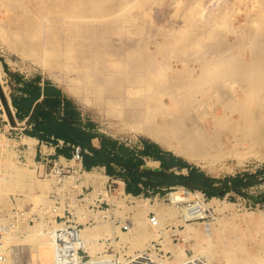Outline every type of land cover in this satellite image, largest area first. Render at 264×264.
I'll return each instance as SVG.
<instances>
[{"label": "bare ground", "instance_id": "1", "mask_svg": "<svg viewBox=\"0 0 264 264\" xmlns=\"http://www.w3.org/2000/svg\"><path fill=\"white\" fill-rule=\"evenodd\" d=\"M146 1L44 0L38 13L33 14L29 5H26L23 0H0V17H2L0 19V34L8 48L17 51L18 54L26 58H33L36 62L55 68L57 70L55 74L65 78L68 87L92 106L116 117L123 126L141 127L153 134L162 144L174 149L179 155L214 159L221 155L220 147L223 144L221 137L224 134L244 138L256 131H261L260 125L264 121V52L261 49V42L264 44V27L259 26L258 29L255 26L257 30L255 29L254 38L249 45H245V40L241 39H237L238 42H233L237 45V50L245 49L246 46L249 48L248 50L252 51L253 60L250 58L249 63L241 62L244 59L237 54V56L228 58L223 57L210 65L201 63L199 64L200 68L188 67L184 63H186L187 55L192 51V48L199 45L201 47L204 38L216 41V32L219 30L216 32L213 31L214 29L210 30L212 25L208 23L205 32L199 33L197 29L198 33L193 32V25H196L195 17L192 20L194 24L191 25V31L186 28V24L169 27L170 29L165 32L155 30L154 33L161 37L162 41L156 43V47L152 44L157 39L154 42L148 39L155 48L150 49L147 45L149 43L148 34L151 32L148 29L149 26L147 27L145 23V25L141 23L134 25V19L130 15V11L139 5L140 7L145 6L144 16H146V5H149V3L146 4ZM220 1L222 4L218 10L210 11L211 7H204L203 15L200 18L209 20L214 16L220 17L223 13L219 10L226 0ZM211 5L214 6L215 3ZM19 8L28 12L27 19L18 14ZM181 10L180 18L184 17L185 11L187 13L193 11L194 14L196 7ZM193 14H191L192 16L188 15L185 19L188 22L191 21V18L195 16ZM225 18L226 21H230V24L234 21L231 17L229 20L227 17ZM221 19L219 18V22L224 20ZM196 23L198 24V21ZM215 23L217 25L218 20ZM218 26H221V23ZM232 27L234 26H231V29ZM229 31L231 32V30ZM222 34L224 35V33ZM153 38L154 36H152ZM225 41L223 39L224 43ZM217 42L219 43V41ZM220 42L222 41L220 40ZM223 46L226 45L223 44ZM212 47L210 48L216 49L217 46ZM158 57L162 59H158ZM171 57L178 58L182 67H173L170 62ZM215 57L213 56V58ZM198 71L200 74L197 73ZM183 75L187 77H183ZM229 75L235 77H233V81L235 80L234 83L238 85L237 90H228L230 93L225 91L227 85L229 87L230 84L231 88L233 84H227ZM2 76L3 72L0 67V85L3 82ZM261 93L263 94L261 95ZM216 105L219 106V109H215ZM209 107H213V110H210ZM261 132L264 133V131ZM30 149L32 150V146ZM62 161L65 159L62 158ZM23 171L24 166L18 167L15 170L17 177L13 178L4 173L0 178V189L4 184L9 183L11 191L16 192V189L20 187ZM26 172L24 176L30 173L26 174ZM52 175L56 178L55 190L57 191L65 190L63 183L66 179L71 177L76 180L81 176L72 174L61 179L54 173ZM85 175L88 179L80 184H75L74 188L80 190L84 184L88 183L97 189V193L101 192L106 195L103 188L100 189L106 180L104 175L88 173ZM199 197H202L200 193L190 192L184 187H179L176 192L168 194L174 210H157V225L153 226L155 234L149 231L147 226L149 211L156 210L148 199L138 201L132 208V224L128 227V232H123L115 227L114 231L109 232V226L101 223H97L91 228L90 226L82 228L79 235L85 240L86 249L92 255V260L84 264H99L97 262L106 257L99 256L97 258L95 255L96 251L92 244L97 237H105L110 233L114 242L119 243L116 240V237H119L120 241L128 242L132 250L141 248L144 251L147 246L144 243L150 242L153 235L157 236L155 241L166 239L168 233L165 231L164 224L166 221L172 220L177 213L180 215L179 221L186 226L190 225L188 222L192 219L208 216L207 205L199 201ZM65 199L62 197V200ZM120 201L119 204L124 205L123 199ZM217 201L216 198L212 199V202ZM190 202H194L195 206H192ZM55 208L58 210L57 207ZM67 208H70L69 205ZM76 208L71 210H75L74 213L78 214ZM55 210L51 212L52 225L47 224L45 229L41 224L28 225V228L24 227L25 236L22 242L17 239L18 237L8 236L4 244L13 246L11 251L14 253L15 250L17 251L14 248L20 245L28 246L30 248L28 255L33 261L52 264L55 256L54 239L58 236L56 233L60 229L65 230L63 223L54 220L55 215L61 212L57 213ZM109 211L110 209L90 212L91 214L87 215L93 217L95 222L104 218L111 220ZM6 215L11 216V213L6 212ZM84 217L83 214H80V221H83ZM113 222L115 225H121V223ZM168 242L170 243L171 239L168 238ZM179 252H181L180 256L187 255L185 249H180ZM196 256L203 259L206 264V258L201 255Z\"/></svg>", "mask_w": 264, "mask_h": 264}, {"label": "rangeland", "instance_id": "2", "mask_svg": "<svg viewBox=\"0 0 264 264\" xmlns=\"http://www.w3.org/2000/svg\"><path fill=\"white\" fill-rule=\"evenodd\" d=\"M23 1L26 5H29L28 7L30 8V11L32 10L33 14L38 13L39 7H41L44 3V0H23ZM147 3H149V5ZM212 3H215V5L214 6L211 5ZM146 4L149 6L147 8L146 5V9H147L146 16H144L145 6L140 7L139 5L138 7H134L130 11V15L134 19V25L141 23L143 25L146 24L147 27L149 26L148 29L151 30V32L148 34L147 40L148 39L151 41L153 40L152 42H154V40L157 39L155 40L156 42H154V44L151 43L153 46L156 45V43H161L162 41V38L159 37L156 33H154L155 30L165 32L166 30H169L173 26L175 27V26H180L181 24L182 25L186 24V28L191 31L192 30L191 25L194 24L192 20H194L195 17L196 20L194 22L197 26L193 25V29L199 30V33L205 32L208 23L209 25H212L210 26V28H212L210 30L214 29L213 31L215 32L216 30L217 31L219 30L218 32H216L217 34L216 41L210 38H204L202 39L203 44L204 43L206 44L209 43V44L203 45L201 43V47L199 45L192 48V51L190 52L191 54L189 53L187 55V58L188 57L189 58L187 59L185 57L187 61L184 64H186V66L188 67L200 68L199 64L201 63L203 64L207 63V65L208 64L210 65L213 64V62L214 63L216 61L218 62L223 57L228 58L229 56H234V55L237 56V54H239L240 58L244 59V60L241 59L243 61L241 60L239 61L243 63H247V62L249 63L250 58L253 57L252 55L253 53H251L252 51L248 50L249 48H247L246 46L245 49L243 48L237 50L238 47L234 43L236 41L238 42L241 39V40H245L246 43L245 45H249L250 41L254 38L256 27H258V29L259 26L264 27V8H263L264 0H249V1L226 0V2L221 6V9L219 10L223 14H221L220 17L214 16L209 20H204L200 18V16L203 15L204 7L206 8L211 7L210 11L218 10L219 9L218 7L222 4L220 0H170V1L154 0L152 2L147 0ZM191 7L194 8L196 7L194 14L192 13L193 11L191 13L189 11L188 13L190 14H188L187 11H185L184 17H181L184 19H181L180 18L181 14H179L182 11L181 9L184 10V9H189ZM17 12L19 15L24 16L26 19L29 17L28 12L23 10L22 8H19ZM187 14L195 15L191 18V21H189L190 23L185 19L188 16ZM224 14L226 15L224 16ZM221 16H223L224 18ZM225 17L228 18L227 20H229V18L231 17V19L233 18L232 20L234 21H232L230 24V21L229 22L226 21ZM219 18H222L224 20L221 19L222 22H219ZM0 19H2V17H0ZM217 20L218 23L216 25L215 22H217ZM197 21L198 24L196 23ZM219 23H221V26H218ZM231 26L234 27H232L231 29ZM194 30L192 31L198 33L197 30L196 31ZM229 30H231V32ZM222 33H224V35ZM235 34L238 35L236 36ZM152 36H154L153 39ZM238 36H240L241 38ZM223 39L224 41L226 40L225 43L223 42ZM220 40L222 42H220ZM217 41H219L220 44ZM150 42L147 44L148 48L155 49L150 44ZM223 44L226 46H223ZM261 44H262L261 49L264 52V44L262 42ZM212 46L215 47L217 46V47L216 49H212L213 48ZM211 52L214 55H212ZM215 54L217 55L216 57ZM200 56L202 57L201 59ZM213 56L215 58H213ZM158 59H162V58L158 57ZM170 62L173 67L176 66L175 68L182 67V63L181 61H179L178 58L176 59L174 57H171ZM0 67L2 68V72H3V76H2L3 82L0 86L3 85L1 87V90L3 94L6 93L8 97V98L6 97V99H7V105H8L7 108L9 113L12 107L10 102V95L11 92L13 91V88L16 86V82L14 79L15 76L32 77L35 75H41L45 79H48L51 82L60 86L64 90V92L73 100V102L79 107V109L84 113V115H86L96 123L97 127L99 128L102 134L109 135L111 137H115L118 139L130 140V141H137L139 139L151 140L155 143H158L163 148L168 149L173 153H175L176 155L184 158L188 162L196 165H200L202 169H204V171L209 176L214 178H224L226 176L236 175L238 173H245V172L256 173L258 170L264 169V133L261 132L264 131V121L260 125L261 131H256L252 134H249L248 136H245L244 138L234 137L230 134L227 136L224 134L221 137V142L223 144L220 147L221 155L218 156L219 158L216 157L214 159H210L209 157L202 158L201 156L188 157L177 154L174 149L162 144L153 134L143 130L141 127H137L134 125L123 126L116 117H112L109 114L105 113L104 111L92 106L90 103L87 102V100H85L77 93L73 92V90H71L68 87V85L66 84L67 82H65V78H62L58 74H55L57 71L55 68L48 67L43 63L36 62L33 58H26L18 54L17 51L8 48L1 34H0ZM50 68L51 70H49ZM169 72L170 70L168 71V73ZM197 73H199V71ZM183 77H187V76L183 75ZM230 77L232 78V80ZM233 77L234 76L229 75V77L227 78V84L233 83L231 85V88H230V84L229 87L227 85V87L225 88V91L227 90V92H229L228 90L230 91L237 90L238 85L234 83L235 80L233 81ZM262 94L263 93H261V95ZM218 105H216L215 109L217 108L219 109ZM209 108L210 110H213V107H209ZM209 108H207V110H209ZM5 139L6 138L4 137V130L3 128H1L0 129V165L2 166V168H4L5 175L11 178L17 177V175H15L16 173L15 170L18 169V167L20 166H24V171L22 173V179H21V182L24 184L20 182L19 185L20 187L16 189V192L11 191L12 188L9 183L4 184L3 187H1L0 189V196H1L0 211L5 210V213L6 212L11 213L10 209L16 207L24 214L22 218H20L21 224H19L17 228L18 231L23 233L22 234L14 233L12 236L18 237L17 239L20 242H22L25 236L24 235L25 229L31 226L32 224L33 225L41 224L44 226V229L46 228L47 224L49 226L52 225L51 212L52 210L56 209L55 207L58 208V210H55L57 211V213L58 211H61L60 213H58L60 216L63 215V210L67 208V205H69L70 207L69 209L77 207L76 209L78 215L89 213V211L87 210L88 205L93 203V200L96 199L98 194L101 192L97 193L96 192L97 189L94 187H93L94 189L91 188L90 184L88 183L82 186L83 190L74 188V185L80 184L82 183V181L87 180L88 178L85 175L86 173L95 174V175H100V174L95 172H84L83 174L78 173L81 174V176L79 175L80 178L78 177L76 180H73L71 177L66 179L63 183L64 185L63 188L70 191L71 193L70 198L72 200L67 203L65 199L61 201V206L55 205L50 193L52 192V190H55V187L57 186L56 178L52 174L47 176L45 175V174H49L50 172L49 169H45V171L42 170L41 172H39L36 171L35 167L33 168L31 166L28 167L27 165H23V163L19 161L20 159H18L17 152L11 150L10 148L5 147V144H3ZM29 143L32 145L33 143H36V140L34 139L29 140ZM30 153H31V156L29 154V159L31 162L30 164H33L32 157L35 156V153L33 152V148ZM38 156H39V152H38ZM44 156L45 154L42 155V159L44 158ZM71 165H75V163H71ZM25 172L26 174L28 172L30 173L24 176ZM71 174H73V172ZM258 177L260 179L262 175ZM105 182L106 180L100 186V189L104 187ZM42 184L45 185L46 187L45 186L43 187ZM178 188L179 187L177 188L175 187L166 190L165 194L158 197L157 199L155 197L144 196L143 198L141 197L140 200L135 199L134 203H127L126 200L119 195L120 191L126 190V186L124 189L121 185V188L118 189L119 192L117 191L118 193H114L112 202L115 204V206L111 207L114 209L110 208L111 220H114L112 213L115 215L116 218L120 217L122 219H126L127 217H129L132 219L133 217L132 208L138 203V201L145 200L147 198L156 209L149 211V213L154 212L156 217H157V210H166V211L174 210V207L168 198V194L172 192H176ZM192 192L195 193L194 191ZM247 193L249 195H255V196L264 195V182L260 183L257 186H253L249 188L247 190ZM204 197L206 198V201H204L202 197H199V201H202L204 204L207 205L208 216H205L204 219L202 220H195L192 222L189 221L188 224L190 225L186 226L183 222L179 221L180 215L179 213H177V215L172 220H168L165 222L164 228L168 234L165 240L161 239V241H158L160 244L157 247H159L160 249L162 248L161 249L162 251L172 252L176 260H182L186 258L187 255L180 256L181 252H179L180 249H185L186 251H189V253L191 254L201 255L202 257L206 258V264H208V262H210V264H259V263L264 264V201L253 204L252 202H250V200L247 197H242L236 194H228L222 199L216 198L218 200L217 202H212V199H214L215 197L208 198L206 195ZM122 199L124 205L121 206L119 203L121 202L120 200ZM191 205L195 206V203L192 202ZM108 209L109 207L106 204H103L102 210H108ZM80 220L81 218H79V221ZM111 220L107 218L99 219L96 221V224L101 223L103 225L105 224L107 227L109 226L108 227L109 232L112 230L114 231L115 228L121 230L120 227L122 225L120 226L115 225L114 222ZM60 221L61 220H58V223ZM96 224H94L93 226H95ZM180 225L181 227H178ZM93 226H90V228ZM147 226H148V230L155 234V227L151 226L149 224V221L147 223ZM173 226H175L176 228H174ZM121 231L128 232L126 230H121ZM171 234H174L176 239L173 242L171 240V242L169 243L168 238L171 239ZM155 238L157 239V236L153 235V238L149 240L150 242L144 243V245H147L145 249H147L151 241H155ZM95 240L96 241L93 243L94 245L92 244V247L96 251L95 255L97 258H99V256L97 255L111 256L114 254L117 255L131 254V253L133 254V252L137 253L142 251L141 248H136L132 250L131 245L128 242L124 243L120 241L119 237H116V240L119 241V243L114 242L110 236V233H108V236L97 237L95 238ZM24 246L20 245L14 248V250L17 249L18 252L15 250V253L14 252L13 253L21 258L26 257L27 259H30L31 256L28 255L30 254V252H28L30 251V248H28V246L25 247ZM91 260H89L88 262H90Z\"/></svg>", "mask_w": 264, "mask_h": 264}, {"label": "built area", "instance_id": "3", "mask_svg": "<svg viewBox=\"0 0 264 264\" xmlns=\"http://www.w3.org/2000/svg\"><path fill=\"white\" fill-rule=\"evenodd\" d=\"M2 86H0L1 88ZM2 91V90H1ZM3 97L5 98L7 102V95L6 93L3 94ZM8 98V97H7ZM8 107V106H7ZM11 114V115H10ZM17 124L16 118H15V112L13 108L11 107L10 113L6 106L4 105L1 96H0V129L3 128L4 130V137L6 138L4 141L5 147L10 148L11 150L17 152L18 159L23 163V165H27L28 167H35L36 171L41 172L42 170L45 171V169H49V174L52 173L56 174L59 178L69 177L73 174L78 173H84L85 170L82 165V156L80 155V152L77 150L73 156L70 159H65V161H62L61 157H56L55 152L52 151L53 144L52 143H42L45 147V156L42 159V157H32V163L30 164L29 155L26 156V151L29 150V146L26 144H22V140L24 138L23 133L16 132L17 129H21L23 131L22 127H16L15 124ZM62 142H59V145H62ZM25 146V148L23 147ZM71 163H75V165H71ZM4 174V168L0 165V178ZM81 175V174H78ZM118 184L114 180L106 181L103 187V190L106 192V195L104 193H99L97 198L94 200L93 203L88 205L87 210L90 212H97V211H104L103 204H106L109 209L115 204L112 202L114 193H118ZM91 188L93 186L90 185ZM186 190L195 193H200L202 196V199L206 201V198L204 197L205 194L198 190H190L189 188L184 187ZM94 189V188H93ZM83 190V187H82ZM118 191V192H117ZM82 194V193H81ZM51 197L53 198L55 205H60V201L62 200V197H66V202H70L72 199L70 198V191L69 190H63V191H57L52 190L50 193ZM119 195L123 197V199L126 200L127 203H134L135 199H140L143 196L138 195L135 196L132 193H127L126 190H123L122 192H119ZM156 199L158 197H155ZM110 202V203H109ZM108 209V210H109ZM114 209V208H111ZM111 209L109 212H111ZM11 216L6 215L5 210L0 212V264H41L37 261H33L32 258L27 259L26 257L21 258L19 256H16L12 250L11 245H5L6 237L12 236L14 233L20 234V231H16L20 223V218L24 215L22 211H20L18 208L13 207L10 209ZM75 210H71L69 208L63 210V215L57 214L55 216V221L58 222V220H61L59 223H63L65 230H59L56 234L58 235L55 237V250H54V262L52 264H84L87 263L89 260H91L92 255L88 252L85 246V240L80 237V231L82 228L86 226H93L96 224L93 217L83 214L85 217L83 218V221H79V215L74 213ZM113 218L116 223H121V230H129V226L132 222V219L127 217L126 219H122L120 217H115V215L112 213ZM149 216V224L151 226L157 225V219L154 212H150L148 214ZM204 218H196L193 220H190V222L195 220H202ZM176 228L175 226H173ZM178 227H181L178 226ZM172 229V227H171ZM22 234V233H21ZM175 235L171 234V240L172 242L175 240ZM160 243L158 241H151L150 245L147 247L146 250L140 251L133 254H122V255H97V256H106L104 260H100V262H97L99 264H205L203 259H201L199 256H196L194 254L189 253V251H186L187 256L185 259L182 260H176L175 256L172 252H166L162 251L159 247H157ZM158 250V251H156ZM11 251V252H10ZM85 254V255H84Z\"/></svg>", "mask_w": 264, "mask_h": 264}, {"label": "crops", "instance_id": "4", "mask_svg": "<svg viewBox=\"0 0 264 264\" xmlns=\"http://www.w3.org/2000/svg\"><path fill=\"white\" fill-rule=\"evenodd\" d=\"M14 79L16 82V86L11 92L10 102L15 112V118L17 121V124H14L16 127L19 126L23 128V131H21V129H17L16 132L23 133L24 138L22 140V144H26L29 146V151H26V156H28L29 154L31 156L30 148L32 146L35 157L40 158L46 150L42 143H52L54 147L51 150L55 152L56 157L70 159L77 150L80 152L79 145L72 144V142L66 143L64 141L67 138L72 141V137L74 135L73 130L77 129V132L85 131L92 135L95 133L101 134L96 123L92 119L84 115V113L73 102V100L57 84L51 82L48 79H45L41 75H35L32 77L15 76ZM59 129L60 132L58 131ZM112 138L115 140L124 141L126 145L130 147V149H134L138 153L144 149L146 144H156L160 147L164 155H167V153H171L177 158H181L183 162L190 165H195L196 167L204 171V169H202L200 165L188 162L184 158L176 155L168 149L163 148L161 145L151 140L139 139L137 141H130L118 139L115 137ZM32 139L36 140V143H33L31 145L29 143V140ZM59 142H62L63 144L59 145ZM90 146L95 149H99L101 147L100 139L98 137L92 138L90 141ZM23 147L25 148L24 145ZM140 157L143 159L141 169H161L160 161L152 160L151 158L145 157L143 155H141ZM113 169L116 172L121 171V167L119 166H114ZM173 169L177 170L176 167H173L172 170ZM90 172L104 175L106 181L114 180L116 184H118V188H121L122 185V187L125 189L126 183L121 179L106 175L104 167L97 166ZM183 172H186V169H184ZM176 173H178V171H176ZM138 188L140 190V195L143 197L162 196L159 191L155 192L153 188H144L141 184H138ZM165 190V188L162 189V191Z\"/></svg>", "mask_w": 264, "mask_h": 264}, {"label": "trees", "instance_id": "5", "mask_svg": "<svg viewBox=\"0 0 264 264\" xmlns=\"http://www.w3.org/2000/svg\"><path fill=\"white\" fill-rule=\"evenodd\" d=\"M66 121V118H65ZM66 130V129H64ZM73 130V129H72ZM60 132V129L58 130ZM74 131L72 141L67 138L64 141L80 146L82 165L85 171H92L100 166L105 168V174L126 183V192L135 196L140 195L138 184L144 188H153L162 195L171 187H186L190 190L203 192L208 198H224L228 194H236L247 197L253 204L264 201V195H249L247 190L264 182V169L256 173L245 172L224 178L209 176L195 165H190L171 153L164 155L156 144H146L141 152L130 149L124 141L115 140L105 134H90L85 131ZM98 137L101 147L95 149L90 146L92 138ZM141 155L161 162L160 170L141 169L143 159ZM66 156V154H65ZM121 167L116 172L113 167ZM176 167L177 170H172ZM186 169V172L183 170ZM178 171V173H176ZM262 175L259 179L258 176ZM165 188V191L162 189Z\"/></svg>", "mask_w": 264, "mask_h": 264}, {"label": "water", "instance_id": "6", "mask_svg": "<svg viewBox=\"0 0 264 264\" xmlns=\"http://www.w3.org/2000/svg\"><path fill=\"white\" fill-rule=\"evenodd\" d=\"M0 96H1V99H2V101H3V103H4V105L6 106V108H7V102H6V100H5V98L3 97V95H2V91H1V88H0ZM8 109V108H7Z\"/></svg>", "mask_w": 264, "mask_h": 264}]
</instances>
